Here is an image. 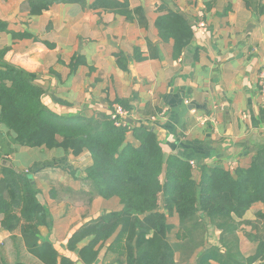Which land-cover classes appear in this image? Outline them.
Returning a JSON list of instances; mask_svg holds the SVG:
<instances>
[{
	"label": "crops",
	"instance_id": "0c3cea01",
	"mask_svg": "<svg viewBox=\"0 0 264 264\" xmlns=\"http://www.w3.org/2000/svg\"><path fill=\"white\" fill-rule=\"evenodd\" d=\"M28 1L0 0V20L7 24V30L0 31V49L10 48L5 60L32 76L44 90L43 103L53 112L90 117L109 114L121 104L129 112L130 127L154 131L165 156L193 161L195 170L203 165L230 171L249 167L264 150L259 91L264 12L248 7L245 0H129L130 10H141L133 19L94 8V0L54 3L42 14L30 15ZM168 10L184 17L193 32L179 55L175 40L164 39L156 24ZM201 21L206 31L197 29ZM14 136L0 124V159L28 172L42 192L52 224L40 227L41 240L51 242L60 259L85 264L79 251L94 236L83 239L75 250L68 246L71 236L123 205L117 197L90 199L89 151L74 155L61 147H28ZM128 141L134 142L131 133ZM161 210L167 212L163 202ZM260 214L264 202H255L237 232L245 264L264 243ZM3 217L0 213V264H44L28 251L19 231L2 226ZM168 222L178 226V215L169 216ZM211 229L208 247L220 244L221 230ZM119 231L102 245L93 264H119V255L109 250ZM202 251L198 249L189 262L195 264ZM180 257L177 253L182 261ZM252 264L264 260L257 258Z\"/></svg>",
	"mask_w": 264,
	"mask_h": 264
},
{
	"label": "trees",
	"instance_id": "16d2710c",
	"mask_svg": "<svg viewBox=\"0 0 264 264\" xmlns=\"http://www.w3.org/2000/svg\"><path fill=\"white\" fill-rule=\"evenodd\" d=\"M86 0H29L30 15H39L54 3ZM248 7L264 12V0H245ZM94 8L114 10L129 19L141 10H130L129 0H94ZM164 39L173 38L177 55L191 41L193 32L178 12L168 10L157 19ZM7 24L0 20V31ZM9 47L0 49V124L28 147H61L79 155L91 153L86 170L90 199L117 197L119 211L104 213L81 226L70 238L75 250L88 236L94 239L79 251L85 264H93L102 245L120 228L109 250L119 264H192L190 258L203 249L195 264H245L238 250L241 219L255 202H264V150L249 167L230 171L200 166L178 155L165 156L157 134L144 127L117 125L110 114L66 117L42 101L44 90L21 67L5 60ZM134 140L128 141V135ZM0 213L2 226L19 231L28 251L44 264H76L61 257L51 242L42 241L40 227L51 226L49 210L37 195L42 193L30 174L0 159ZM200 173L199 179L196 177ZM161 202L164 209L161 210ZM177 214L179 225L168 222ZM264 218V214H260ZM221 230L220 244L207 246L209 228ZM180 253L182 261L177 259ZM264 260V243L255 256ZM216 263H214V262ZM8 264V263H4ZM13 264H28L17 261Z\"/></svg>",
	"mask_w": 264,
	"mask_h": 264
},
{
	"label": "built area",
	"instance_id": "2783aa9c",
	"mask_svg": "<svg viewBox=\"0 0 264 264\" xmlns=\"http://www.w3.org/2000/svg\"><path fill=\"white\" fill-rule=\"evenodd\" d=\"M197 29L199 31H206L207 30L206 23L204 21H201L198 24ZM259 91L261 93V106L262 109L264 110V68L261 70L259 74ZM109 114L111 115L112 119L115 120L117 125H127L130 127L127 121L126 122L124 121L125 119H127L129 112L121 104H115L112 107ZM192 164H194L193 161Z\"/></svg>",
	"mask_w": 264,
	"mask_h": 264
},
{
	"label": "water",
	"instance_id": "95a60500",
	"mask_svg": "<svg viewBox=\"0 0 264 264\" xmlns=\"http://www.w3.org/2000/svg\"><path fill=\"white\" fill-rule=\"evenodd\" d=\"M3 164H8V162L4 161ZM37 197H38L39 201H40L42 204H44V205L46 206V208H47V205H46V202H45V200H44V197H43L42 193H39V194L37 195Z\"/></svg>",
	"mask_w": 264,
	"mask_h": 264
},
{
	"label": "rangeland",
	"instance_id": "374dc122",
	"mask_svg": "<svg viewBox=\"0 0 264 264\" xmlns=\"http://www.w3.org/2000/svg\"><path fill=\"white\" fill-rule=\"evenodd\" d=\"M1 49H2V48H1ZM5 55H6V54H5ZM124 121L126 122V121H127V119H125ZM23 171H24V172H26L25 170H23ZM26 173H28V172H26ZM28 174H29V173H28ZM46 205H47V204H46ZM47 209H48V207H47ZM209 230H212V229H211V228H209ZM212 235H213V234H212ZM212 235H209V237H210L209 239H211ZM212 238H213V237H212ZM180 259H181V257H180Z\"/></svg>",
	"mask_w": 264,
	"mask_h": 264
}]
</instances>
